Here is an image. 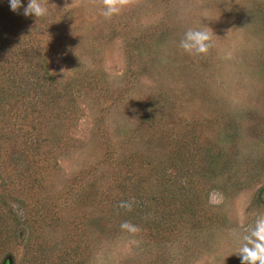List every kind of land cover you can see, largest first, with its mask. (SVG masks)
<instances>
[{"label":"rangeland","instance_id":"374dc122","mask_svg":"<svg viewBox=\"0 0 264 264\" xmlns=\"http://www.w3.org/2000/svg\"><path fill=\"white\" fill-rule=\"evenodd\" d=\"M48 2L49 32L41 34L31 27L30 38L51 46L43 58L54 79L61 83L66 77L82 94L75 100L76 121L67 127L71 148L58 145L59 155L51 161L54 167L45 190L52 199L60 203V193L63 197L89 189L90 182L106 185L105 175L91 167L102 157L99 138L93 136L98 133L95 113L101 108L103 134L112 145L109 158L136 152L163 161L172 140L185 141L182 134L190 124L198 125L203 134V158L219 148L218 158L210 165L203 162L204 169L194 165L181 174L167 169L177 202L195 199L193 226L188 219L178 221L160 243L144 233L109 236L94 227L85 264H241L237 237L264 214V0H137L111 19L101 15L100 0ZM189 29L212 34L213 47L207 54H189L180 47ZM95 79L103 100L87 91L85 83ZM116 97L115 108L106 111ZM142 102H153L151 112L159 119L149 129L137 127ZM150 189L155 191L151 185ZM213 193L223 196L222 203L209 202ZM174 198L167 205L176 202ZM8 201L16 216L20 214L21 205ZM23 202L30 204L27 198ZM0 210L7 212L1 204ZM73 211L66 210L62 220ZM23 216L18 228H27L35 247L50 241L46 247L56 253L66 232L52 230L44 221L24 223ZM4 217L2 212L0 220ZM172 218L166 208L168 229ZM21 237L19 232L17 240ZM7 239L0 234V264H23L24 243ZM132 239L138 243H130Z\"/></svg>","mask_w":264,"mask_h":264},{"label":"trees","instance_id":"16d2710c","mask_svg":"<svg viewBox=\"0 0 264 264\" xmlns=\"http://www.w3.org/2000/svg\"><path fill=\"white\" fill-rule=\"evenodd\" d=\"M21 3L23 7H27L28 0H21ZM23 7L18 12H13L9 0H0V204L7 211L0 210V214L3 212L5 215L0 220V234H5L6 238L17 245L24 243L22 249L27 257H24L23 264H85L89 253L88 242L93 238L91 232L94 227L111 236L116 232H123L120 224L128 221L141 229L140 234L144 233L149 240L160 243L173 231L171 229L178 221L188 219L187 223L193 226L197 216L195 199L186 191V196L189 197L180 198L177 202L178 197L173 196L174 190L171 191L168 186V170L181 174L194 165L196 170L200 167L204 169V165L218 158L219 148L203 158V134L199 127L196 129L198 125L195 124H190V128L183 132L185 141L181 138L171 141V150L163 161L152 160L149 156L136 152L109 158L112 145L104 136L105 131L100 123L101 113L104 111L101 108L95 113L94 128L98 133L93 136L96 138L97 135L99 138L102 157L91 167L97 166L100 169L101 175L104 174L107 180L106 185L99 183L100 186L96 187V183L93 185L90 182L89 189L72 191L71 195L64 194L63 197L60 193V203L48 194L45 182L54 167L51 161L59 155L56 152L58 145L61 149L71 148L66 134L67 127L74 125L76 121L75 100L82 97V94L70 86L66 77L61 83L54 79L45 68L43 58L49 56L51 46L48 47V44L43 47V40H39L38 44L34 38H30L31 27H36L41 34L49 32V15L40 19H36L34 15L25 16ZM97 83L96 79L87 81V91L92 92L95 100H103L104 96L97 93ZM116 99L117 97L110 100L106 111L111 110L110 106L115 108L117 101L115 104L113 102ZM152 105L153 102L137 105L143 113L141 116L137 115L141 121L138 128L144 126L149 129L158 123L159 119L151 112ZM14 153L19 154L17 158L11 157ZM150 185L155 191L150 189ZM18 193L20 198H17ZM171 197H175L176 202L167 205V200ZM24 198L30 204L25 205ZM8 200L21 205L17 206L20 214L16 216L12 211L14 204ZM133 200L135 203L132 211L119 207L120 202ZM166 208L169 217H173L171 221L174 220L169 229L165 222ZM66 210L74 211L62 220L61 216ZM21 216L24 223L44 221L52 230L63 229L67 234L62 238L63 245L59 246L56 253L46 247L50 241L41 242L35 247L30 240L32 236L26 232L27 228H18L22 225L19 219ZM36 219L38 221L34 222ZM72 220H75L74 224ZM14 224H17L16 227ZM69 231H73L71 236ZM19 232L23 237L17 240ZM69 237L72 239L68 241ZM39 252H42L40 257Z\"/></svg>","mask_w":264,"mask_h":264},{"label":"clouds","instance_id":"9594fccd","mask_svg":"<svg viewBox=\"0 0 264 264\" xmlns=\"http://www.w3.org/2000/svg\"><path fill=\"white\" fill-rule=\"evenodd\" d=\"M9 2L13 12H18L23 7L21 0H9ZM100 2L103 5L101 15L106 19H111L113 16L119 15L123 9L136 4L137 0H100ZM51 7L55 8L56 5L51 4ZM49 14L48 0H28L27 7H23V15H34L36 19L47 17ZM180 47L189 54H207L213 47V36L208 30L189 29L181 40ZM222 201L223 196L220 193H213L209 200L214 205H219ZM134 203V200L122 201L119 207L130 212ZM120 228L133 237L141 231L138 226L128 221L122 222ZM237 239L240 242L237 254L241 264H264V214L258 215L254 225L246 228L244 234ZM130 243L138 242L132 239Z\"/></svg>","mask_w":264,"mask_h":264}]
</instances>
